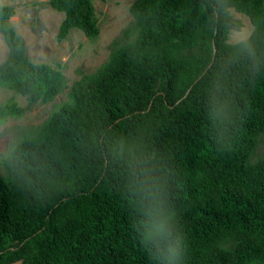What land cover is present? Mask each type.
Segmentation results:
<instances>
[{
	"label": "trees",
	"instance_id": "obj_1",
	"mask_svg": "<svg viewBox=\"0 0 264 264\" xmlns=\"http://www.w3.org/2000/svg\"><path fill=\"white\" fill-rule=\"evenodd\" d=\"M100 34L93 0H49ZM254 30L232 44L243 27ZM108 60L0 160V264H264V0H135ZM0 6V87L29 107L66 88ZM211 65V66H210ZM28 107V108H29ZM28 108L0 106V124Z\"/></svg>",
	"mask_w": 264,
	"mask_h": 264
},
{
	"label": "rangeland",
	"instance_id": "obj_2",
	"mask_svg": "<svg viewBox=\"0 0 264 264\" xmlns=\"http://www.w3.org/2000/svg\"><path fill=\"white\" fill-rule=\"evenodd\" d=\"M48 1L0 0V6L15 8L16 14L9 23L25 41L30 59L35 63L61 66L66 77V88L52 103H37L31 107L26 97L0 87V106L15 102L25 109L29 107L22 118H10L5 124H0V160L22 134L40 127L53 111L69 100V90L74 82L96 72L108 60L113 42L133 21L130 7L135 0H93L100 26L99 36L91 40L80 30L73 29L65 40L60 41L58 33L64 14L44 4L34 5ZM232 13L243 23L240 31L230 35L229 42L236 44L247 39L254 26L247 16L233 9ZM8 53V46L0 33V64ZM259 140L253 162L264 160V136ZM0 173H3L1 166Z\"/></svg>",
	"mask_w": 264,
	"mask_h": 264
},
{
	"label": "water",
	"instance_id": "obj_3",
	"mask_svg": "<svg viewBox=\"0 0 264 264\" xmlns=\"http://www.w3.org/2000/svg\"><path fill=\"white\" fill-rule=\"evenodd\" d=\"M211 66V65H210Z\"/></svg>",
	"mask_w": 264,
	"mask_h": 264
}]
</instances>
